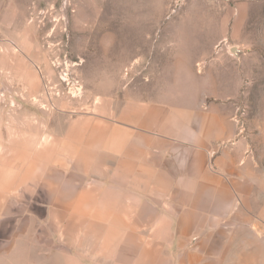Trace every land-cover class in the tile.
<instances>
[{
	"label": "rangeland",
	"instance_id": "374dc122",
	"mask_svg": "<svg viewBox=\"0 0 264 264\" xmlns=\"http://www.w3.org/2000/svg\"><path fill=\"white\" fill-rule=\"evenodd\" d=\"M215 60L238 66L264 172V0H0V264H176L119 227L98 125L149 95L192 104Z\"/></svg>",
	"mask_w": 264,
	"mask_h": 264
},
{
	"label": "crops",
	"instance_id": "0c3cea01",
	"mask_svg": "<svg viewBox=\"0 0 264 264\" xmlns=\"http://www.w3.org/2000/svg\"><path fill=\"white\" fill-rule=\"evenodd\" d=\"M213 62L206 67L220 78L210 71L192 104L149 95L98 125L100 152L125 203L119 227L134 237L152 229L145 243L157 247L147 260L264 264L263 163L252 161L235 121L238 66L222 74Z\"/></svg>",
	"mask_w": 264,
	"mask_h": 264
},
{
	"label": "water",
	"instance_id": "95a60500",
	"mask_svg": "<svg viewBox=\"0 0 264 264\" xmlns=\"http://www.w3.org/2000/svg\"><path fill=\"white\" fill-rule=\"evenodd\" d=\"M239 48L237 47V46H233L232 48H231V52L236 56V57H238L239 58Z\"/></svg>",
	"mask_w": 264,
	"mask_h": 264
}]
</instances>
